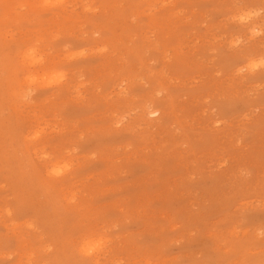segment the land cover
I'll return each instance as SVG.
<instances>
[{"label":"rangeland","instance_id":"obj_1","mask_svg":"<svg viewBox=\"0 0 264 264\" xmlns=\"http://www.w3.org/2000/svg\"><path fill=\"white\" fill-rule=\"evenodd\" d=\"M0 264H264V0H0Z\"/></svg>","mask_w":264,"mask_h":264},{"label":"snow or ice","instance_id":"obj_2","mask_svg":"<svg viewBox=\"0 0 264 264\" xmlns=\"http://www.w3.org/2000/svg\"><path fill=\"white\" fill-rule=\"evenodd\" d=\"M104 243L105 242L102 237L86 238L81 247V252L84 255H91L94 252L102 250Z\"/></svg>","mask_w":264,"mask_h":264}]
</instances>
